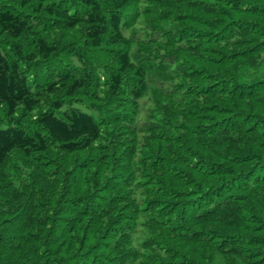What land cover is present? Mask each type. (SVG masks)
<instances>
[{
	"label": "trees",
	"instance_id": "16d2710c",
	"mask_svg": "<svg viewBox=\"0 0 264 264\" xmlns=\"http://www.w3.org/2000/svg\"><path fill=\"white\" fill-rule=\"evenodd\" d=\"M0 264H264V0H0Z\"/></svg>",
	"mask_w": 264,
	"mask_h": 264
},
{
	"label": "snow or ice",
	"instance_id": "6c2138e0",
	"mask_svg": "<svg viewBox=\"0 0 264 264\" xmlns=\"http://www.w3.org/2000/svg\"><path fill=\"white\" fill-rule=\"evenodd\" d=\"M65 115H68V113L65 112ZM71 119L72 118L69 116V120H71ZM86 123H87V119L84 118V117H81L80 120L75 121L71 125H67V124L61 123L60 121H52L49 126L53 129L54 133L59 134V133L67 132L70 127L72 129H75V128H77V126L85 125ZM81 130H83V128H81Z\"/></svg>",
	"mask_w": 264,
	"mask_h": 264
}]
</instances>
